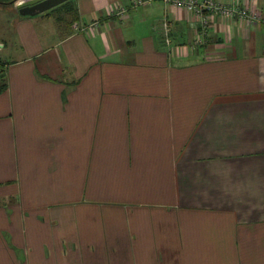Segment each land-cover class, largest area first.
<instances>
[{
	"label": "crops",
	"instance_id": "1",
	"mask_svg": "<svg viewBox=\"0 0 264 264\" xmlns=\"http://www.w3.org/2000/svg\"><path fill=\"white\" fill-rule=\"evenodd\" d=\"M135 1L0 3V264H264V0Z\"/></svg>",
	"mask_w": 264,
	"mask_h": 264
},
{
	"label": "built area",
	"instance_id": "2",
	"mask_svg": "<svg viewBox=\"0 0 264 264\" xmlns=\"http://www.w3.org/2000/svg\"><path fill=\"white\" fill-rule=\"evenodd\" d=\"M152 0H136L134 3L135 7L147 5ZM166 3H171L176 7H182L186 10L201 15L204 10H209L216 14H220L226 18H234L238 17L241 21H243L247 26L253 25L254 22L258 18V11L252 2L247 1L243 6H231L227 7L222 5L221 3H217L213 0H205L203 2H199L198 0H163ZM119 14L126 12V10L121 9ZM83 28H81L82 30ZM85 30L87 28H84ZM169 29L166 27V32ZM169 42V40L167 39ZM201 40H197L196 43H199Z\"/></svg>",
	"mask_w": 264,
	"mask_h": 264
},
{
	"label": "water",
	"instance_id": "3",
	"mask_svg": "<svg viewBox=\"0 0 264 264\" xmlns=\"http://www.w3.org/2000/svg\"><path fill=\"white\" fill-rule=\"evenodd\" d=\"M70 0H22L17 9L22 16H36L52 10Z\"/></svg>",
	"mask_w": 264,
	"mask_h": 264
},
{
	"label": "trees",
	"instance_id": "4",
	"mask_svg": "<svg viewBox=\"0 0 264 264\" xmlns=\"http://www.w3.org/2000/svg\"><path fill=\"white\" fill-rule=\"evenodd\" d=\"M18 0H0L1 4H8V5H15V3ZM5 89V85L4 84H0V92H2Z\"/></svg>",
	"mask_w": 264,
	"mask_h": 264
},
{
	"label": "rangeland",
	"instance_id": "5",
	"mask_svg": "<svg viewBox=\"0 0 264 264\" xmlns=\"http://www.w3.org/2000/svg\"><path fill=\"white\" fill-rule=\"evenodd\" d=\"M20 1H22V0H18V1L15 3V5H14V6H16V7H17V4H18Z\"/></svg>",
	"mask_w": 264,
	"mask_h": 264
}]
</instances>
